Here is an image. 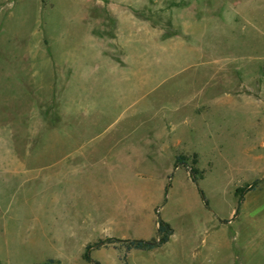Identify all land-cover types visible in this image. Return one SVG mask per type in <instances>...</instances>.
<instances>
[{
    "label": "rangeland",
    "instance_id": "374dc122",
    "mask_svg": "<svg viewBox=\"0 0 264 264\" xmlns=\"http://www.w3.org/2000/svg\"><path fill=\"white\" fill-rule=\"evenodd\" d=\"M262 14L264 0H0V154L38 158L36 186L65 158L75 190L61 185L60 226L0 264H264ZM158 217L162 247L83 258L155 238Z\"/></svg>",
    "mask_w": 264,
    "mask_h": 264
},
{
    "label": "crops",
    "instance_id": "0c3cea01",
    "mask_svg": "<svg viewBox=\"0 0 264 264\" xmlns=\"http://www.w3.org/2000/svg\"><path fill=\"white\" fill-rule=\"evenodd\" d=\"M261 19L264 21V14L261 15ZM106 60L110 65H121L118 60L112 58ZM137 60L139 62V58ZM132 62L134 64L135 59ZM24 96L28 100L29 95L26 93ZM59 116L60 114L56 118H46L45 116L43 119L40 114L35 124L39 123L43 126L47 122L54 124L59 121ZM26 126L29 130L28 121H26ZM35 159L38 158L13 154V152L0 154V261L13 255L11 252L12 247L25 249L28 242L31 243L45 238L44 236L49 232V230H46L47 228L60 226L62 184L68 185V196L75 193V190L71 191L70 178L62 182L63 173L67 169L70 170V167L61 164L65 158L50 163L48 165V175L42 181L40 180L37 186L31 184L38 177L36 165L35 168L31 166V162ZM31 192L34 199L37 198L35 203L33 202L34 199H30ZM64 209H66V206ZM29 226L33 228L30 232L27 228ZM56 231L57 229L55 233ZM39 233L44 234L39 235ZM31 253L35 254V250ZM54 260L61 264L60 259Z\"/></svg>",
    "mask_w": 264,
    "mask_h": 264
},
{
    "label": "trees",
    "instance_id": "16d2710c",
    "mask_svg": "<svg viewBox=\"0 0 264 264\" xmlns=\"http://www.w3.org/2000/svg\"><path fill=\"white\" fill-rule=\"evenodd\" d=\"M182 158L177 156L175 158V167H177L180 164H183ZM191 171L194 173V169H191ZM192 181L196 182V178L192 177ZM156 237L150 240H117L114 238H108L105 240H99L97 243H94L93 245H87L85 247L83 258L86 261H91L90 257V251L93 249H100L102 247H108V244L114 243V242H122L126 245L127 250H138V251H151L154 249H157L159 247H162L164 244L168 243L170 240V237L173 235L174 231L173 228L170 226L168 222L163 221L160 217L156 220ZM41 264H59L54 259H48L44 263ZM94 264H98L97 262H94Z\"/></svg>",
    "mask_w": 264,
    "mask_h": 264
}]
</instances>
